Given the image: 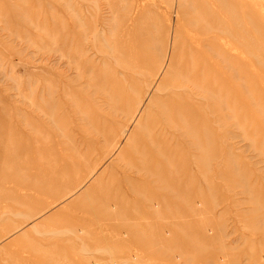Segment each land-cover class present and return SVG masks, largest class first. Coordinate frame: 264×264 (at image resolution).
I'll return each instance as SVG.
<instances>
[{
    "label": "rangeland",
    "instance_id": "374dc122",
    "mask_svg": "<svg viewBox=\"0 0 264 264\" xmlns=\"http://www.w3.org/2000/svg\"><path fill=\"white\" fill-rule=\"evenodd\" d=\"M172 2L0 0V264H264V31H234L242 47L222 77L219 49L191 52ZM176 28L172 64L182 77L200 67L214 109L209 125L195 112L200 129L188 119L196 135L172 153L171 178L143 185L157 177L136 165L156 156L136 142L119 159L139 118L119 95L154 92ZM37 107L56 111L57 133Z\"/></svg>",
    "mask_w": 264,
    "mask_h": 264
},
{
    "label": "bare ground",
    "instance_id": "6f19581e",
    "mask_svg": "<svg viewBox=\"0 0 264 264\" xmlns=\"http://www.w3.org/2000/svg\"><path fill=\"white\" fill-rule=\"evenodd\" d=\"M173 1H174V3L173 2L171 3L172 4L171 8H173V10L175 12L174 15H176V18L181 19V21H182L181 26L184 27L185 30L189 29L192 32V33L190 32V34L188 36L186 35L187 36V42L189 45V50L191 52L198 54V55H201L205 52L206 46L210 47V48H213L214 46H216L219 49L215 53L216 57L218 58V61L217 60L212 61V65H213L215 71H217V73L220 72L219 76H222L221 74H223V73L225 75V72L222 71V69L218 67L220 65V63H224V64L226 63L227 67H225V68H228L227 51L229 49H231L232 47L235 48L236 50H237V48L240 49V47H242V43L239 44V41H238L239 38L237 40V37L233 35L234 31L236 33H240L241 38H242V36H244L243 30H245V28L250 27V26L255 28L256 29L255 31H257L258 33L261 30L264 31V0H173ZM134 13H135V11H134ZM177 29L178 28H176V30L174 31V33L172 35L173 36V45H172L171 51L169 53L168 64L165 65V63H166L165 57H164L162 63H160L159 70L162 72V76L159 79L158 85L154 88V92L152 94H150V92H149L154 86L150 81L148 83V85H146L147 90L145 91V93L148 92L147 95L144 93V95L141 97L138 95V92H135V91L133 92V94L131 96L124 95V93H121V95H119V96H121L120 99H122V101H123L120 106L126 107V106L130 105L131 102L136 101L138 107H136L135 113H134V115H132L130 117V119L136 121V118L138 117V115H139V118L137 119V126H136L137 128L134 126V128H136V129L133 131V133L131 135L127 136L125 134L127 132L126 128H124L121 131L122 135L125 134L127 136L126 137L127 142L124 144L122 150L119 151L118 156L121 158H119V157L118 158L119 159L126 158V155L130 154V152L133 150V146L136 142L141 143L142 152L147 151L148 153H151L153 156H156L155 161L148 164L149 167L145 163H140L137 165L135 164L138 170L147 171L150 174L156 175V177H157L156 180H154V179L150 180L149 179V181L144 180V179H139V178L134 179V180H136L135 183H139V184H143V185H157L160 178H165V179L171 178L172 175H171V171H170V168H171L170 157L172 156V153L173 154L176 153V150L178 149L177 147L181 143L187 141L185 139L186 137H187V139H189V137H194L196 135V133L194 132V129L191 127V125H193V124L190 125L188 122H191L190 121L191 119H192L193 123L196 120H198L197 118H199V117H197V116H196V118L194 117L195 112H199L202 110L201 112H204V115H205L204 120L209 125L210 121H209L208 117H209V115L212 114L213 109H214L212 99L210 96H208L209 94L212 93L211 92L212 82L209 80L211 82L210 83L211 85H210L209 81H208V76H206L204 73H202L200 76V73L198 72V68H200V67H197V65L186 66L185 68H186V70H189V73L187 74V76L182 77L181 74L179 73V70H178L179 67L172 64L173 57H175L174 53L176 51L175 50L176 49L175 37L177 36V33H176V31H178ZM244 45L245 44H243V46ZM151 49L152 50H149L143 54L145 59H148V58L152 59L153 57L155 58L157 56L158 52L156 51V47L153 45L151 47ZM210 51H212V50H210ZM151 52L154 55H152ZM239 53H237V54H239ZM190 56H191V53H190ZM243 57H244V55H243ZM194 59L196 60V58H194ZM232 59H233V57H232ZM208 62H209V59H208ZM258 63H260V62H258ZM239 64H240V62H239ZM148 65H151V62ZM245 65H247V64H245ZM198 66H200V64H198ZM205 67H206L205 63L201 65V69H203V71H204ZM182 68L184 70V67H182ZM159 70H158V72H159ZM226 71H227V69H226ZM242 71L244 73L245 69ZM211 72H213V71H211ZM211 72H210V75H211ZM226 74H227V72H226ZM217 76H218V74H217ZM225 76H227V75H225ZM209 77L211 78V76H209ZM222 77H218V78H222ZM215 79H216V74H215ZM228 79H232V78H228ZM152 80H155V78H152ZM261 80H263V79H261ZM218 81H219V79H218ZM222 81H221V83H222ZM126 85H128V84H126ZM224 85L228 90L231 89V88L227 87L226 83ZM134 87H135V85H134ZM240 88H238V89H240ZM117 89H118V87H117ZM214 89H217V88H213V92L215 91ZM222 92L224 93V91H222ZM145 99H148L147 100L148 102L150 101L149 105H147L148 104L147 103L146 109L143 111H140V109H138V108H140L139 105H141V107H142L143 100H145ZM152 100L157 101L156 105L151 104ZM59 102H60V100H59ZM230 103H231V101L229 102V104ZM233 104H235V103H233ZM120 108H122V107H120ZM215 108H216V105H215ZM37 109H38V110H36L37 112L42 113L40 120H42L45 123V125L49 128L50 132L52 134L57 133L58 130L56 131V122H55L56 111L52 108H49L46 111H43L41 108H38V107H37ZM129 109L130 108H128L127 110H129ZM69 110H70V107H69ZM131 110H133V109L131 108ZM121 111H124V108H122ZM61 112H62V110H61ZM182 112H184V113H182ZM63 113H66V112L63 111ZM216 114H217V112H216ZM63 115H65V114H63ZM66 116H68V115H66ZM188 119H190V120L188 121ZM207 123H203V124H205V127H206ZM151 124L153 127L151 129H149V126ZM197 125L198 124L196 121V126ZM147 126H148V128H146ZM197 127H199V126H197ZM141 128H143V129H141ZM58 129L61 130L62 128H58ZM199 129H200V127H199ZM59 134L61 135L60 131H59ZM62 134H63V132H62ZM105 136H106V134L104 135V139H105ZM124 138H125V136H124ZM197 138L198 137H195V140ZM195 140H194V142L193 141H191V142H193V144H196ZM199 140L200 139H198V141ZM105 141H106V139H105ZM159 143L164 146V148H162V149L167 151L168 154L170 155V156L169 155H163V159H161V160L159 158L161 156L159 153V148L156 145ZM48 144L49 143H47V145ZM148 144H151V145L154 144V145H156V147H154V145L150 147ZM95 146H94V148H95ZM40 147L38 148L37 151H39V149L41 150ZM43 147H45V145ZM179 147H181V146H179ZM0 148H1L0 149V152H1L3 147H0ZM47 148H48V146H47ZM51 148L49 149L50 151H51ZM55 148L56 147H54V149ZM44 149H46V148H44ZM46 150L48 151V149H46ZM57 150H58V148H56V151L53 150V152L54 153L58 152ZM2 151L4 152V154L6 153L5 152L6 150H2ZM41 152H42V150H41ZM174 156L175 155H173V157ZM153 159H154V157H153ZM169 161H170V163H169ZM146 166H147V169L145 168ZM185 168H186V166H185ZM185 168H184V170H185ZM122 180H124V178ZM174 183H176L175 185H177V186H181V185H184L185 181L183 182L179 176V177H177V179L174 180ZM187 183H188V181H187ZM119 185H121V184H119ZM188 185H189V183L187 184V186ZM106 202L109 205L110 204L113 205L116 202V197L107 198ZM253 203H254V201H253ZM211 236H213V235H211Z\"/></svg>",
    "mask_w": 264,
    "mask_h": 264
}]
</instances>
